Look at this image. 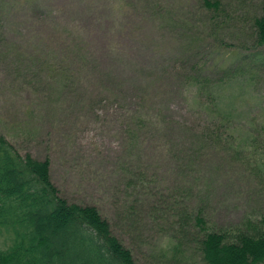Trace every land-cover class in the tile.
<instances>
[{
	"label": "rangeland",
	"instance_id": "1",
	"mask_svg": "<svg viewBox=\"0 0 264 264\" xmlns=\"http://www.w3.org/2000/svg\"><path fill=\"white\" fill-rule=\"evenodd\" d=\"M261 2L223 0L213 18L198 0H0V131L22 152L50 157L64 196L106 210L104 187L137 140L127 131L130 110L155 121L160 108L162 127L139 137L143 163L155 166L162 155L163 176L180 185L175 151L184 148L195 202L200 186L210 189L204 204L215 226L257 220L264 216L261 150L203 145L198 136L211 117L208 92L198 87L208 88L205 77H224V67L240 71L211 90L232 123L229 134L250 142L251 126L264 123V44L253 47ZM257 138L264 149V133ZM123 235L138 264H200L193 251L178 262L163 256L159 233L134 242Z\"/></svg>",
	"mask_w": 264,
	"mask_h": 264
},
{
	"label": "trees",
	"instance_id": "2",
	"mask_svg": "<svg viewBox=\"0 0 264 264\" xmlns=\"http://www.w3.org/2000/svg\"><path fill=\"white\" fill-rule=\"evenodd\" d=\"M198 2L215 18L223 0ZM253 27V47L257 48L264 44V0ZM242 55L238 57L244 59ZM222 72L224 77L218 79L205 77L208 88L198 87L208 92L204 105L211 117L198 139L215 148H223L225 141L239 154L245 147L255 146L260 148L259 156L264 161L263 145L257 138L264 133V123L251 126L250 142L245 145L232 138L228 130L233 126L228 115L218 111L212 83L240 75L232 66L224 67ZM214 110L224 116H214ZM139 111L130 110L127 121V131L137 140L127 146L123 159L118 157L116 175L110 176L104 187L106 210L97 202L64 196L51 177L50 157L22 152L0 131V264H138L123 233L133 242L145 236L163 235L162 255L170 256L171 262H178L179 257L193 251L198 253L200 264H264V216L253 220L245 215L238 223L215 226L204 204L210 199V189L200 186L196 190L200 199L195 202V183L189 179L193 166L186 165L188 155L184 148L175 151L182 154L178 169L185 180L180 185L163 176L167 167L162 155L155 166L145 165L137 155L139 137L148 138L146 132L155 124V129L162 127L157 121L160 108L155 121L152 115ZM190 146H195L194 139ZM159 149L161 152L162 145ZM193 151L196 158L199 153ZM116 225L121 229L119 234ZM2 235H6L3 242Z\"/></svg>",
	"mask_w": 264,
	"mask_h": 264
}]
</instances>
